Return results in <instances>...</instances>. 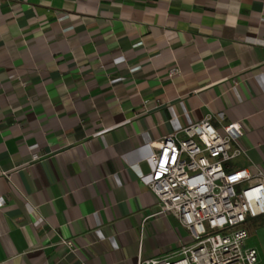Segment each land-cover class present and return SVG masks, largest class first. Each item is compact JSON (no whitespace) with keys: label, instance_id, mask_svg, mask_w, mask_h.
Wrapping results in <instances>:
<instances>
[{"label":"crops","instance_id":"1","mask_svg":"<svg viewBox=\"0 0 264 264\" xmlns=\"http://www.w3.org/2000/svg\"><path fill=\"white\" fill-rule=\"evenodd\" d=\"M203 117L238 121L228 166L264 175V0H0V264H137L189 243L155 213L147 157ZM263 225L246 222L256 264Z\"/></svg>","mask_w":264,"mask_h":264},{"label":"built area","instance_id":"2","mask_svg":"<svg viewBox=\"0 0 264 264\" xmlns=\"http://www.w3.org/2000/svg\"><path fill=\"white\" fill-rule=\"evenodd\" d=\"M220 128L223 133L203 117L153 144L147 187L156 197L155 213L174 215L190 242L166 257L144 258L139 252L137 264H256L257 251L245 242L246 222L264 217V175L250 181L247 168H229V160L241 153L230 140L243 130L238 121Z\"/></svg>","mask_w":264,"mask_h":264},{"label":"rangeland","instance_id":"3","mask_svg":"<svg viewBox=\"0 0 264 264\" xmlns=\"http://www.w3.org/2000/svg\"><path fill=\"white\" fill-rule=\"evenodd\" d=\"M238 188H239L238 186H235V189H236V190H237ZM260 228H261V230H262V232H263V231H264V225L261 226ZM260 228H259V229H260Z\"/></svg>","mask_w":264,"mask_h":264}]
</instances>
